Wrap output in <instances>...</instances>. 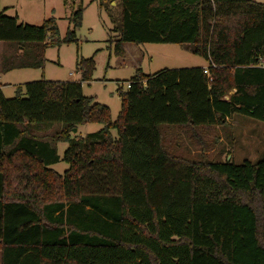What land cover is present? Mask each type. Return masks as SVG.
Here are the masks:
<instances>
[{"label": "trees", "instance_id": "16d2710c", "mask_svg": "<svg viewBox=\"0 0 264 264\" xmlns=\"http://www.w3.org/2000/svg\"><path fill=\"white\" fill-rule=\"evenodd\" d=\"M119 8L115 55L124 43L179 44L207 65L138 70L113 122L81 92L94 55L76 61L78 81L26 82L11 98L0 91V264H264V152L239 164L205 154L231 143L220 131L233 116L264 123V4ZM82 11L62 39L54 17L30 25L0 11V41L14 44L1 70L42 67L47 47L75 41ZM83 123L102 127L73 134ZM58 142L67 145L62 174L50 168ZM184 142L199 153H178Z\"/></svg>", "mask_w": 264, "mask_h": 264}, {"label": "rangeland", "instance_id": "374dc122", "mask_svg": "<svg viewBox=\"0 0 264 264\" xmlns=\"http://www.w3.org/2000/svg\"><path fill=\"white\" fill-rule=\"evenodd\" d=\"M255 1L264 4V0ZM79 7L83 8L82 21L80 27L75 30V41L47 47L42 67L3 72L0 65V83L8 84L3 90L5 98L13 97L16 88L26 82L41 79L58 82L78 81L76 61L94 55L92 80L81 83V92L84 96H91L96 102L107 106L113 122L120 111L119 93L127 90L128 81L138 70L149 75L164 68L196 67L207 62L179 44L124 43L123 57L115 55L113 41L116 32L112 29H116L119 22V0H0V11L7 16H17L18 22L40 25L43 20L54 17L60 39L69 28L68 17ZM13 52L14 44L0 41V60L2 53L11 55ZM229 124L222 127L220 136L226 139L230 131L233 140L230 144L229 141L222 142L224 146L220 143L216 147H207V159L229 157L235 164L244 160L257 161L264 152V123L246 116H233ZM101 127L98 123H83L77 126L75 134L83 136ZM110 132L113 136L116 135L114 129ZM66 146L65 142L56 143L60 160L50 166L60 174L67 168V164L62 160ZM176 150L191 157L200 151L185 142Z\"/></svg>", "mask_w": 264, "mask_h": 264}, {"label": "crops", "instance_id": "0c3cea01", "mask_svg": "<svg viewBox=\"0 0 264 264\" xmlns=\"http://www.w3.org/2000/svg\"><path fill=\"white\" fill-rule=\"evenodd\" d=\"M206 65H207V62H206V64L198 66V67H206ZM7 86H8V84H6V83H0V91L2 92V94H3L4 88H6Z\"/></svg>", "mask_w": 264, "mask_h": 264}, {"label": "water", "instance_id": "95a60500", "mask_svg": "<svg viewBox=\"0 0 264 264\" xmlns=\"http://www.w3.org/2000/svg\"><path fill=\"white\" fill-rule=\"evenodd\" d=\"M72 133L75 134L76 133V128L72 129Z\"/></svg>", "mask_w": 264, "mask_h": 264}, {"label": "built area", "instance_id": "2783aa9c", "mask_svg": "<svg viewBox=\"0 0 264 264\" xmlns=\"http://www.w3.org/2000/svg\"><path fill=\"white\" fill-rule=\"evenodd\" d=\"M204 73H207V70L206 69L204 70ZM127 87H128V83H127Z\"/></svg>", "mask_w": 264, "mask_h": 264}]
</instances>
